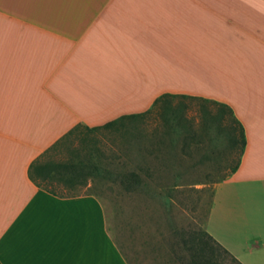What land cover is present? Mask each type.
<instances>
[{
	"label": "crops",
	"instance_id": "1",
	"mask_svg": "<svg viewBox=\"0 0 264 264\" xmlns=\"http://www.w3.org/2000/svg\"><path fill=\"white\" fill-rule=\"evenodd\" d=\"M163 95L225 106L242 127L204 229L264 264V0H0V264H123L99 199L51 188L86 168L55 157L77 128Z\"/></svg>",
	"mask_w": 264,
	"mask_h": 264
},
{
	"label": "rangeland",
	"instance_id": "2",
	"mask_svg": "<svg viewBox=\"0 0 264 264\" xmlns=\"http://www.w3.org/2000/svg\"><path fill=\"white\" fill-rule=\"evenodd\" d=\"M147 111L77 128L55 161L86 172L73 175L74 189L52 190L99 199L123 264H239L203 234L214 186L241 153L239 126L229 109L169 95ZM130 172L140 180L126 190L118 176Z\"/></svg>",
	"mask_w": 264,
	"mask_h": 264
},
{
	"label": "trees",
	"instance_id": "3",
	"mask_svg": "<svg viewBox=\"0 0 264 264\" xmlns=\"http://www.w3.org/2000/svg\"><path fill=\"white\" fill-rule=\"evenodd\" d=\"M165 96H169V95H163L161 96V98L165 97ZM160 101V100H159ZM157 103H158V100H157ZM155 103V105L157 104ZM150 111V110H149ZM230 111V110H229ZM148 111H145V112H142V113H139V114H133V115H127V116H122L121 118H118V119H123V118H133V117H136V116H140V115H143L145 113H147ZM234 121L238 124L239 126V134H240V141H241V148L242 146L244 145V142H245V139H244V136H243V131H242V127L240 126V124L234 119ZM113 121L107 123V124H111ZM235 168V167H234ZM233 170V169H232ZM120 178V182L121 184L125 187L126 190H131L132 188V182L134 180H140V178L134 173V172H130V173H127V174H122L120 176H118ZM210 241H212L214 244H216L217 246H219L225 253L229 254L218 242H216L206 231H204L203 233ZM203 243V242H202ZM204 244V243H203ZM201 247L202 245L199 247V250H201ZM230 255V254H229ZM231 256V255H230ZM203 257V256H202ZM194 258V257H193ZM197 258V257H196ZM199 259V256L198 258ZM205 259H207L205 257ZM188 264H195V262H192V263H188Z\"/></svg>",
	"mask_w": 264,
	"mask_h": 264
}]
</instances>
